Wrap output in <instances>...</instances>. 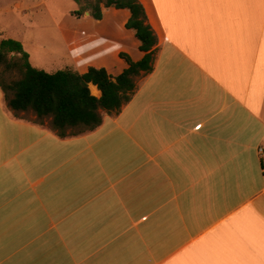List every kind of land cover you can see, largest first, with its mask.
<instances>
[{
	"label": "crops",
	"instance_id": "crops-1",
	"mask_svg": "<svg viewBox=\"0 0 264 264\" xmlns=\"http://www.w3.org/2000/svg\"><path fill=\"white\" fill-rule=\"evenodd\" d=\"M138 1L153 70L94 130L0 91V264H264V0Z\"/></svg>",
	"mask_w": 264,
	"mask_h": 264
},
{
	"label": "trees",
	"instance_id": "trees-1",
	"mask_svg": "<svg viewBox=\"0 0 264 264\" xmlns=\"http://www.w3.org/2000/svg\"><path fill=\"white\" fill-rule=\"evenodd\" d=\"M103 7L129 11L125 27L134 31L142 58L133 61L120 53L127 67L116 76L104 67H89L82 73L71 69L46 72L31 64L19 40L0 38V91L15 117L31 111L35 123L44 124L48 119L49 128L65 138L94 130L102 123L103 113H118L131 100L136 78L153 70L157 37L138 0H86L79 13L91 10L99 20ZM90 84L96 86L99 96L91 93Z\"/></svg>",
	"mask_w": 264,
	"mask_h": 264
},
{
	"label": "rangeland",
	"instance_id": "rangeland-1",
	"mask_svg": "<svg viewBox=\"0 0 264 264\" xmlns=\"http://www.w3.org/2000/svg\"><path fill=\"white\" fill-rule=\"evenodd\" d=\"M85 4L86 0H0V38L19 40L31 64L46 72L71 69L82 73L89 67H104L116 76L127 67L120 53L133 61L141 59L139 41L134 31L125 27L127 9L103 7L97 20L91 10L79 13ZM19 116L36 121L31 111ZM3 140L0 116L1 150Z\"/></svg>",
	"mask_w": 264,
	"mask_h": 264
},
{
	"label": "bare ground",
	"instance_id": "bare-ground-1",
	"mask_svg": "<svg viewBox=\"0 0 264 264\" xmlns=\"http://www.w3.org/2000/svg\"><path fill=\"white\" fill-rule=\"evenodd\" d=\"M90 88H91V91H92L93 94H98L99 91H98V89L95 86L91 85Z\"/></svg>",
	"mask_w": 264,
	"mask_h": 264
},
{
	"label": "built area",
	"instance_id": "built-area-1",
	"mask_svg": "<svg viewBox=\"0 0 264 264\" xmlns=\"http://www.w3.org/2000/svg\"><path fill=\"white\" fill-rule=\"evenodd\" d=\"M259 150H260V152L262 151V149H261V148H260Z\"/></svg>",
	"mask_w": 264,
	"mask_h": 264
}]
</instances>
